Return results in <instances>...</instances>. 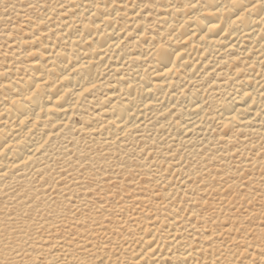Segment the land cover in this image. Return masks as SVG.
Returning <instances> with one entry per match:
<instances>
[{
  "label": "bare ground",
  "instance_id": "bare-ground-1",
  "mask_svg": "<svg viewBox=\"0 0 264 264\" xmlns=\"http://www.w3.org/2000/svg\"><path fill=\"white\" fill-rule=\"evenodd\" d=\"M147 1L0 0V27L18 16L0 29V222L13 228L0 230L6 264H264V242L250 229L251 238L215 224L228 200L196 213L172 199L189 187L184 158L210 141L264 148V0ZM113 145L145 165L168 157L150 170L161 180L158 210L133 196L115 209L120 232L99 215L71 238L37 234L90 217L69 222L57 199ZM112 165L117 182L123 167ZM73 201L71 211L86 205ZM27 222L31 233L16 229ZM15 232L34 245L52 241L30 251L16 246Z\"/></svg>",
  "mask_w": 264,
  "mask_h": 264
},
{
  "label": "rangeland",
  "instance_id": "rangeland-1",
  "mask_svg": "<svg viewBox=\"0 0 264 264\" xmlns=\"http://www.w3.org/2000/svg\"><path fill=\"white\" fill-rule=\"evenodd\" d=\"M21 1L22 2H19V4L23 5L29 0ZM147 2L149 4L152 3L150 0ZM17 8L20 9V7ZM0 14H2V19L7 16L4 11ZM14 14L9 16L12 18L10 21H1L2 23H4L3 21L8 23L7 25H1V30H7L10 22H12L11 26L14 27L16 25L15 21L18 16H13ZM1 43L2 40H0V45H3ZM213 143L214 144L210 141V143H207L206 147L201 148L202 146H200L202 150H207L205 156L202 155L203 157L199 156L201 152H203L202 150L197 152V155L185 152L188 156L184 158L185 162H182L181 165L184 166L185 170H187L184 174L191 175L189 176L188 181H185L187 177H184L183 184H189V187H185L183 185L179 186L178 190H175L176 194L172 199L179 202V208L185 207V211H188L192 206L194 207V210L196 209V213L203 211L211 212V210L207 211V209L215 207L212 201H214V198L218 196L222 199L228 200V205L223 206L221 210L217 211V214L214 213V220H216L215 215L217 216V219L221 220H217L215 224H219L220 226L223 224L225 226L232 224V228L234 227L237 234L241 233L249 238L252 237L250 235L251 233H248V230L250 229L249 232H252V235H254L253 242L260 244L261 240L264 242V148L260 150L262 152L259 151L258 153L256 151L257 146L254 145L249 149L248 145H242L240 147L233 143L225 145L218 140L213 141ZM146 146H151L150 148L154 147V145ZM233 147H236L233 155H231L230 152H223L229 149V151L232 152L231 148ZM147 148L149 147H146V149ZM122 150V146L113 145L108 154L103 155L100 151L94 153L91 160H93L92 162H95V164L93 165L91 174L86 178H79L66 183V185L70 186V188H76V190L72 193L66 191L67 193L65 194H59L60 198L57 199L56 204L59 206V210L64 213V217L67 218L69 222H74L75 218L81 214H90L89 218H86L84 221L77 224H72V227L74 228L73 230L67 231V228L65 227L61 232H53L49 226H46L47 228L41 227L40 230L42 233L37 234H42L44 236L54 233L51 236L59 235L71 238L73 236L72 233L75 234L77 232L84 234V230L87 229L91 231L94 228V225L91 224L98 220L95 216L99 215H104L103 217L108 219L106 222H109L115 227L113 228L114 230L111 227L112 231L120 232L119 226L122 224H119L118 221H120L121 216L119 215H121L122 212H117L115 209L122 204H128V201L131 200L133 196H143L144 198L148 197L147 206H151L153 208L155 207V211H157L159 206H156L155 202H160V200L156 197L160 190L159 184L161 183V180L154 181L156 178L154 176L159 175V173L153 174L154 172H150V170L154 169V167H157V169H163L165 162L169 160L168 157H161L158 159V162H160L157 166H150L152 163L145 165L148 161L147 159L140 161V157H130V154L124 153ZM238 151L241 153H238ZM180 152L183 151L180 150ZM244 153L247 154L245 155ZM141 155L144 156L143 154ZM74 156H77L76 158L79 159H84L87 158L88 155L76 153ZM107 157L110 159H104ZM249 158H252L253 160H249ZM72 159H75V157ZM237 159L242 161V163L235 161ZM180 160H183V158ZM252 161L254 162L253 167L248 166L247 164ZM112 164H118L123 167V169H121L122 172L118 174L120 177L117 182L113 181V179H115L113 178L115 170H113L114 166ZM167 174L168 172L165 173L163 177L167 176ZM170 182H173V180L171 179ZM182 190L183 194H181ZM36 192L33 193L35 194ZM0 198H2V196ZM32 198L33 197L31 196L28 200H31ZM79 198H83V202H86L85 207L83 206L84 208L77 212L71 211L70 205L74 204L73 200ZM192 198L194 200H190ZM2 200H4V198H2ZM37 200L38 202H41L42 198L39 197ZM30 202H33V200ZM192 202H194V204ZM225 203H227V201ZM3 205L5 204H2L1 206ZM108 205L116 207L105 211L108 209ZM118 213L119 215H116ZM28 214L29 213H27V216ZM106 215L108 216L105 217ZM103 217L101 218L103 219ZM144 218H146V216H144ZM48 221H50V219H48ZM27 223L24 227H21V229H16L18 231H24L25 233H31L32 226L29 223L27 225ZM0 230H2L1 233H8L12 232L13 228L0 222ZM22 234L23 233L18 232H15V234L12 233V235H16V246H19V248L23 247L22 249H31L30 251H42L44 244L52 241L50 236L42 242L43 244H40V241L34 245L33 243H28V239L25 240V238L22 237ZM43 236H41V238ZM111 237H109V240ZM33 242H36V240ZM8 251V248H5L0 252V264L7 263L8 256H6V253H8Z\"/></svg>",
  "mask_w": 264,
  "mask_h": 264
}]
</instances>
